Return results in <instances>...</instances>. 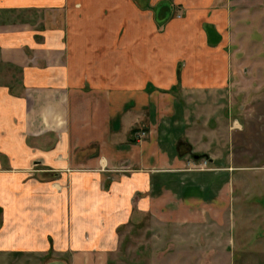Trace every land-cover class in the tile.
<instances>
[{
  "label": "crops",
  "instance_id": "obj_1",
  "mask_svg": "<svg viewBox=\"0 0 264 264\" xmlns=\"http://www.w3.org/2000/svg\"><path fill=\"white\" fill-rule=\"evenodd\" d=\"M251 2L0 0V264H108L149 219L234 239Z\"/></svg>",
  "mask_w": 264,
  "mask_h": 264
},
{
  "label": "rangeland",
  "instance_id": "obj_2",
  "mask_svg": "<svg viewBox=\"0 0 264 264\" xmlns=\"http://www.w3.org/2000/svg\"><path fill=\"white\" fill-rule=\"evenodd\" d=\"M247 6L252 17L245 30L250 33H243L236 45L245 41L238 57L242 80L234 87L230 118L231 164L239 168L235 208L244 213L243 218L235 216L234 239L228 225L208 234L155 225L149 219L120 230L118 250L108 264H264V27L256 25L264 4L252 0Z\"/></svg>",
  "mask_w": 264,
  "mask_h": 264
},
{
  "label": "built area",
  "instance_id": "obj_3",
  "mask_svg": "<svg viewBox=\"0 0 264 264\" xmlns=\"http://www.w3.org/2000/svg\"><path fill=\"white\" fill-rule=\"evenodd\" d=\"M146 136H147V132L145 130H140L139 133L137 134V141L145 139Z\"/></svg>",
  "mask_w": 264,
  "mask_h": 264
},
{
  "label": "water",
  "instance_id": "obj_4",
  "mask_svg": "<svg viewBox=\"0 0 264 264\" xmlns=\"http://www.w3.org/2000/svg\"><path fill=\"white\" fill-rule=\"evenodd\" d=\"M207 157H208L207 155H198V154L193 155V158L195 160H201V159L207 158Z\"/></svg>",
  "mask_w": 264,
  "mask_h": 264
}]
</instances>
